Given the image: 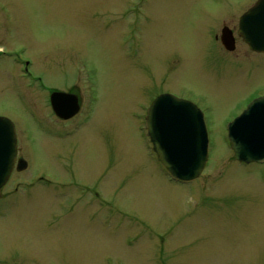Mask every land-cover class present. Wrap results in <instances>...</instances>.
I'll list each match as a JSON object with an SVG mask.
<instances>
[{
	"label": "rangeland",
	"instance_id": "obj_1",
	"mask_svg": "<svg viewBox=\"0 0 264 264\" xmlns=\"http://www.w3.org/2000/svg\"><path fill=\"white\" fill-rule=\"evenodd\" d=\"M254 2L0 0V116L27 162L0 189V264H264V163L237 162L226 132L264 94V55L237 35ZM71 87L82 106L62 121L49 93ZM161 92L204 112L193 181L151 151Z\"/></svg>",
	"mask_w": 264,
	"mask_h": 264
},
{
	"label": "water",
	"instance_id": "obj_2",
	"mask_svg": "<svg viewBox=\"0 0 264 264\" xmlns=\"http://www.w3.org/2000/svg\"><path fill=\"white\" fill-rule=\"evenodd\" d=\"M238 34L249 48L264 52V0H257L239 19ZM220 40L229 51L235 47L232 31L221 30ZM50 104L58 118L68 119L79 110L74 94L54 91ZM147 135L158 160L175 181H191L202 172L207 156V132L203 114L193 103L171 94L156 97L145 117ZM227 136L235 160L264 163V96L253 99L227 124ZM17 142L13 122L0 117V188L14 167L24 170L27 163L16 160Z\"/></svg>",
	"mask_w": 264,
	"mask_h": 264
},
{
	"label": "flooded vegetation",
	"instance_id": "obj_3",
	"mask_svg": "<svg viewBox=\"0 0 264 264\" xmlns=\"http://www.w3.org/2000/svg\"><path fill=\"white\" fill-rule=\"evenodd\" d=\"M249 7H250V6H249ZM249 7H248V8H249ZM248 8H246L245 10H247ZM245 10H244V11H245ZM223 27H226V26H223ZM223 27H222V28H223ZM215 38H216V36H215ZM216 39H217V38H216ZM235 44H236V41H235ZM235 47H236V46H235ZM235 47H234L233 50H231V52L235 50ZM223 48H224V47H223ZM224 49H225V48H224ZM225 50H226V49H225ZM248 50L251 51L249 48H248ZM251 52H253V51H251ZM253 53H256V52H253ZM256 54H262V55H264V53H256ZM52 91H54V90H52ZM66 93L74 94V95L77 97L78 104H79L80 109H81V106H82V105H81L80 96H79V93L76 91L75 87H71V88L67 89V90H66ZM161 93H164V92H161ZM161 93H158L156 96H158V95L161 94ZM156 96H155V97H156ZM155 97H154V98H155ZM154 98H153V99H154ZM153 99H152V100H153ZM152 100H151V101H152ZM151 101H150L149 105L147 106V108L150 106ZM197 106H198V105H197ZM147 108H146V110H147ZM145 112H146V111H145ZM75 116H76V115H75ZM75 116H73L72 118H74ZM72 118L67 119L66 121H69V120H71Z\"/></svg>",
	"mask_w": 264,
	"mask_h": 264
}]
</instances>
